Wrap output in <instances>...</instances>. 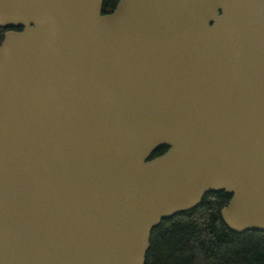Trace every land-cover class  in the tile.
<instances>
[{
  "label": "water",
  "instance_id": "95a60500",
  "mask_svg": "<svg viewBox=\"0 0 264 264\" xmlns=\"http://www.w3.org/2000/svg\"><path fill=\"white\" fill-rule=\"evenodd\" d=\"M103 3L0 0V264H144L209 191L264 230V0Z\"/></svg>",
  "mask_w": 264,
  "mask_h": 264
},
{
  "label": "trees",
  "instance_id": "16d2710c",
  "mask_svg": "<svg viewBox=\"0 0 264 264\" xmlns=\"http://www.w3.org/2000/svg\"><path fill=\"white\" fill-rule=\"evenodd\" d=\"M119 0H104L109 13ZM6 29L0 27V43ZM158 147L151 158L163 154ZM231 196L209 191L194 208L163 219L149 237L144 264H264V230L236 233L222 221L220 210Z\"/></svg>",
  "mask_w": 264,
  "mask_h": 264
},
{
  "label": "flooded vegetation",
  "instance_id": "af4514ba",
  "mask_svg": "<svg viewBox=\"0 0 264 264\" xmlns=\"http://www.w3.org/2000/svg\"><path fill=\"white\" fill-rule=\"evenodd\" d=\"M15 29V28H14ZM18 29V28H17Z\"/></svg>",
  "mask_w": 264,
  "mask_h": 264
}]
</instances>
